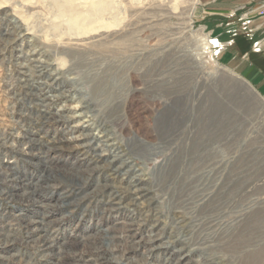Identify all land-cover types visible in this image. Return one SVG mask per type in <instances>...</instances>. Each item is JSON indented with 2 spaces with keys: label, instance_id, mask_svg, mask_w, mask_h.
I'll return each mask as SVG.
<instances>
[{
  "label": "rangeland",
  "instance_id": "obj_1",
  "mask_svg": "<svg viewBox=\"0 0 264 264\" xmlns=\"http://www.w3.org/2000/svg\"><path fill=\"white\" fill-rule=\"evenodd\" d=\"M221 1L0 0V233L13 240L0 238V264H53L62 248L61 264H117L116 255L120 264H138L143 250L126 243L155 220L190 250L181 264H264V58L246 61L262 42L251 45L243 28L244 16L252 32L254 18L264 16L244 3L214 13L211 6H233ZM48 93L62 98L53 97L43 119L51 122L42 125L35 116L43 111L39 95ZM77 103L86 118L57 121L63 105ZM98 119L109 127L104 139L144 175L143 204L108 205L94 192L108 179L127 201L124 186L134 175L101 167ZM40 136L71 142L47 154L55 184L37 189L33 202L21 200L43 172L34 153L46 146L31 141ZM110 149L103 146L108 160ZM42 217L54 248L28 223ZM93 247L106 252L104 262ZM165 256L153 250L140 264Z\"/></svg>",
  "mask_w": 264,
  "mask_h": 264
},
{
  "label": "bare ground",
  "instance_id": "obj_2",
  "mask_svg": "<svg viewBox=\"0 0 264 264\" xmlns=\"http://www.w3.org/2000/svg\"><path fill=\"white\" fill-rule=\"evenodd\" d=\"M20 30V29H19ZM24 31V30H23ZM21 33V32H20ZM208 40V39H207ZM209 44H213L211 43V41L209 40ZM221 45V43H219ZM224 48V46H223ZM222 48V49H223ZM31 51V50H30ZM30 54V53H29ZM39 55V54H38ZM27 56V55H26ZM40 60V59H39ZM42 61V60H41ZM44 64H47L46 62L43 63ZM32 68V67H31ZM24 69V68H23ZM29 70V69H28ZM30 72V71H29ZM30 77V76H29ZM35 78V77H34ZM38 78V76H37ZM36 79V78H35ZM32 80V79H31ZM39 80V79H38ZM35 82V81H34ZM37 85V84H36ZM32 87V86H31ZM41 86H35V88H39ZM34 88V92H36V96L38 95V92H37V89ZM49 89V88H48ZM31 90V94H32V89ZM39 91V89H38ZM30 93V92H29ZM41 93V92H40ZM63 93V92H62ZM62 93L58 94V95H52L50 93H48L47 95H39L41 97V99L39 100L40 101V106H42V109L43 111L41 110V114L37 112V115L35 116L37 118V121H40L42 122V125H44L46 122L47 124L50 123L51 121L50 120H46V122L43 120L45 117H46V114L50 112V109L48 108H51V105L53 102L56 101V99H54L53 97L57 98L60 100L61 95ZM44 94V93H42ZM34 95V94H32ZM36 102V101H35ZM64 107H62V113H60L59 115H57V118L58 119L57 121H63L64 119L63 118H67V119H70V120H74L76 117H85L86 118V111H81L82 108H86L85 106L82 105V103H77L76 105H73L71 108L67 107L66 105H63ZM68 108V110H67ZM64 110H66L64 112ZM88 111V110H87ZM51 113V112H50ZM67 116H65V115ZM98 114V113H97ZM64 115V116H63ZM92 116V115H91ZM51 117V116H50ZM47 118V117H46ZM52 118V117H51ZM54 119V118H53ZM88 119V117H87ZM198 119V118H197ZM54 121V120H53ZM105 121V120H104ZM90 123V120H86L85 123ZM115 126V125H114ZM93 127H94V130H95V133L93 134V139L97 140V143L96 145L94 146V149H96V151L98 152V161L102 162L101 164V167L105 168V169H112L113 172H115V175L117 174L118 175H121L127 171H130L132 172L134 175L131 177V179L126 183V185L124 186V189H126L128 191V193L131 194L130 196V201H124V193L122 195H118L119 193L116 191V189H118V187H114L112 186L110 183H107L109 182L108 179H106V183H98L95 187H96V190L94 191L95 193H102L104 195V197L107 198V203L108 205H110V203H112L114 200L115 201V205H118L120 206L121 204H130V205H133V206H139L141 204H143L144 201L146 200H141L143 197V195H145L144 191L146 190L143 186V182L145 181V178H144V175L142 173H137V170H135V168H133L132 166H130V162L128 161H123V158L121 156V152L120 151V145L118 144H112V143H108L109 140L108 139H104V138H107L110 133H109V127L108 126H105V124L103 125V123L101 121H95L94 124H93ZM30 134V133H29ZM63 137V136H62ZM60 138L59 139V142H56L53 140H49L47 141L46 138L44 136H40V139L38 138H35V137H32L31 141L32 142H35V143H38L39 145H43V146H46V151L40 153V154H37V153H34V155L38 156V158H41L42 161L40 162V168L41 170H43V172H41V174L38 176L37 182H39L38 184L37 183H32L34 184L32 186V189L29 191V192H24V194H20V199L23 200L24 198H27V199H30L32 198V202H33V198L37 192V189H41V188H51L57 179H59V176H57L58 172L56 173L55 171V168L51 166L49 162V158H47V154H49L50 151H52L51 149H53L54 146H58L59 148H62L64 146H62L65 142H68L71 140H69L68 137H63V138ZM82 136H77L75 138L78 139ZM110 137V136H109ZM73 138V137H72ZM65 141V142H63ZM54 144V145H52ZM85 145V144H84ZM103 146H109V147H113L114 149L110 151H112V158L111 159H107V155L108 153H106L104 150H103ZM25 149H20V152H22L24 155H28L29 152L25 151ZM129 153V152H128ZM33 155V154H32ZM128 155V154H127ZM128 160V159H127ZM193 169V168H192ZM55 171V172H54ZM111 171V170H110ZM194 172V171H193ZM73 174L71 175H75L76 176H80V173L81 172H73ZM196 173V172H195ZM131 176V175H130ZM200 176V175H199ZM124 177V176H123ZM80 178V177H79ZM187 178V177H186ZM189 178V177H188ZM191 178V176H190ZM193 178V176H192ZM23 180H27L28 177L24 176V178H22ZM31 179V178H30ZM123 179V178H122ZM184 179V178H183ZM202 179V178H201ZM81 180V178H80ZM85 181V178L82 179ZM87 180V179H86ZM190 180V179H189ZM124 181V179H123ZM198 181V180H197ZM54 182V183H52ZM80 182V181H79ZM102 182V181H101ZM184 184V182H183ZM202 185V184H200ZM81 186V185H80ZM72 189V188H71ZM197 189V188H196ZM119 190H122V189H119ZM200 190V189H199ZM27 191V190H26ZM65 191V190H64ZM204 191V190H203ZM206 191V190H205ZM92 192V191H91ZM178 192V191H177ZM184 192V191H183ZM190 192V191H189ZM65 193V199L68 198V195L72 194V192L70 191H67V192H64ZM198 193V192H197ZM182 194V193H181ZM190 195V194H189ZM217 195V194H216ZM7 196L8 197H11L13 198L15 195L14 194H9V192L7 193ZM85 196V195H84ZM87 196V195H86ZM119 196V197H117ZM200 196V195H199ZM63 198V199H64ZM37 199V197H36ZM195 199V198H194ZM203 199V198H202ZM193 200V199H192ZM36 201V200H35ZM89 201V200H88ZM187 201V200H186ZM186 201L184 202V204L186 203ZM201 201V200H200ZM37 202V201H36ZM65 202V201H64ZM72 202V201H71ZM209 202H207L208 204ZM34 205V204H33ZM188 205V204H187ZM185 205V206H187ZM114 206V205H113ZM193 206V205H192ZM204 206V205H203ZM175 207V206H174ZM190 207V206H188ZM201 207V206H200ZM208 208V207H207ZM206 208V209H207ZM205 210V209H204ZM146 213V212H145ZM44 216V214L42 215ZM146 216V215H145ZM183 216V215H182ZM177 217V216H176ZM147 218V217H146ZM143 217L139 218L138 220L142 221ZM154 219V218H153ZM157 219V218H156ZM175 219V218H174ZM43 217L42 219H39V220H32V219H29L28 220V223L30 225H32L36 231H41L42 233H39V236H38V241H40L42 243L43 246L45 247H50L53 246V244H51L52 240L51 238L48 237V231H47V227L45 226V221H43ZM173 222V221H172ZM27 223V224H28ZM143 223V222H142ZM148 223V222H147ZM163 223V222H162ZM140 225V224H139ZM181 225V224H180ZM184 225V224H183ZM130 226H132V224H130ZM164 226V225H163ZM132 228V227H131ZM137 228V227H135ZM116 229V228H115ZM114 229V230H115ZM120 229V228H119ZM130 228H124L123 231H125L126 233H128L130 230ZM122 230V229H121ZM147 234L145 235H141L140 233L138 232H135L133 236H131L128 240V242L126 243V247L128 248L127 250H133V249H137V248H141L143 250V253L145 254V258L138 261V264L140 263H144L145 262V259H147V256H153V250H158L160 253L162 254H168V256H165L166 259H164V262H159L157 264H181L183 262L184 259H187L189 258L188 255H190V250L187 251V248L185 245H180L178 246V244L176 245V242H174L175 240L173 239V236H170L169 234H165V231L162 230V227H160L159 225V222H157L155 220V222H150L148 228L145 229ZM169 233V232H168ZM129 234V233H128ZM120 235V234H119ZM208 235V234H207ZM2 233H0V238L4 241V243H9L13 240H11V236H3ZM106 236V235H105ZM211 236V235H210ZM97 237V236H96ZM205 237V236H204ZM203 237V238H204ZM5 238V239H4ZM108 238H111V236H108ZM210 238V237H209ZM0 239V240H1ZM127 239V238H126ZM180 240V239H179ZM2 242V241H1ZM181 242V241H180ZM5 243V244H6ZM183 243V242H182ZM51 244V245H50ZM128 244V245H127ZM9 246V245H8ZM110 246V245H109ZM58 247V246H57ZM96 247V246H95ZM118 247V246H117ZM137 247V248H136ZM54 248V246H53ZM59 248V247H58ZM90 248V247H89ZM74 250V249H73ZM91 250L90 253H93L94 252H98L99 248H92V249H89ZM88 250V251H89ZM57 252V251H56ZM59 253L57 254H47V255H51L52 256V259H54L55 261H53L52 263L53 264H61L60 263V258L62 255V253H64V250L63 248L60 249L58 251ZM106 253V252H105ZM105 253H103V250H101L100 252H98L97 254H95L97 256V259H100L102 262H104L106 260L105 258ZM66 255V254H65ZM46 256V255H45ZM174 257H177V258H174ZM123 258V257H122ZM59 259V260H58ZM173 259V261H172ZM111 260L115 261L117 264H120L121 261H119V257L116 255L114 257H111ZM204 260V259H203ZM20 261V260H18ZM136 262V261H135ZM187 262V261H186ZM64 263V262H63Z\"/></svg>",
  "mask_w": 264,
  "mask_h": 264
},
{
  "label": "crops",
  "instance_id": "obj_3",
  "mask_svg": "<svg viewBox=\"0 0 264 264\" xmlns=\"http://www.w3.org/2000/svg\"><path fill=\"white\" fill-rule=\"evenodd\" d=\"M212 1L213 0H201V3L211 4ZM262 1H264V0H224V1H221L220 3L229 2V4L233 5V6L230 7V8H225V6L219 7V6H215L214 5V7L211 6V8H214L213 9L214 13L216 11L219 14L220 13L224 14L225 12L228 13V11H232V9H234L235 7H237L238 5H240L242 3L248 4V6H249L248 8H250V9L259 8L260 4L262 3ZM238 10L236 9L235 11L237 12ZM252 27H255V28H253L254 31L252 32L253 33V35H252L253 39L251 40V42H252L251 45L253 44V42H255V40L256 41H258V40L260 41L261 40V42H262V50L260 52H256L255 53V51L253 50V46H250L251 48H249V49H251V50H249V51H251V52H248V54L246 55L245 58H247L246 61H248L251 64H253L252 61L258 55H261V57L264 58V20L261 19L260 17L254 18Z\"/></svg>",
  "mask_w": 264,
  "mask_h": 264
},
{
  "label": "built area",
  "instance_id": "obj_4",
  "mask_svg": "<svg viewBox=\"0 0 264 264\" xmlns=\"http://www.w3.org/2000/svg\"><path fill=\"white\" fill-rule=\"evenodd\" d=\"M257 13H258L260 16H264V1H263V3L260 5V7L257 9ZM257 13H256V14H257ZM247 18H248L247 16H244V17H243V21H244V24H245V25H244L245 27H243V28H244L245 30H247V34H248L249 36H252V34H251V33H252V30L248 27L249 24H250V20H248ZM237 34H238L237 31H235L233 36H237ZM219 43H220V42H218V41H213V44H212V45H213L215 48H221V49H222V48H223V45H220ZM229 43L234 44V43H235V40L232 39ZM257 45H258V43L255 42V44H254V48H253V50L255 51V53H256V52H260V50H261V49L258 48Z\"/></svg>",
  "mask_w": 264,
  "mask_h": 264
}]
</instances>
